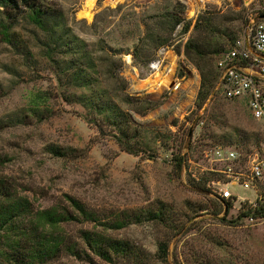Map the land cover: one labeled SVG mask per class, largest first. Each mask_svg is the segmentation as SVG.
<instances>
[{"label":"rangeland","instance_id":"rangeland-1","mask_svg":"<svg viewBox=\"0 0 264 264\" xmlns=\"http://www.w3.org/2000/svg\"><path fill=\"white\" fill-rule=\"evenodd\" d=\"M40 1L60 9L65 26L86 48H103L95 55L112 52L119 59L117 74L125 81V93L151 102L147 110V103L135 104L142 111L127 104L121 107L132 121L149 127L140 129V140L152 157L120 150L111 138L85 122L81 106L62 99V94L81 90L59 80L36 45L35 29L20 21L15 29L30 56L23 58V53L0 40V160L7 159L0 163V175L11 182L16 194L25 196L34 208L65 205L63 195L67 194L102 217L121 210H161L160 223H130L108 232L143 249L153 258L152 264H264V224L237 219L232 202L225 208L213 192L216 184H210L223 177L210 169L209 155L204 156L218 145L237 150L243 160L253 152L262 153L264 122L251 118L242 99H224L213 92L215 81L197 107L200 77L182 53L185 40L199 34L192 30L198 15L210 17L218 27L213 29H221L211 33L209 49L227 47L231 35L241 37L252 20L264 14V0L201 4L195 0H121L113 5L109 0H95L90 19L78 15L87 0ZM192 7L194 12L189 15ZM167 11L190 20L187 30L181 33L182 21L168 43L149 54L150 61L134 59L132 48L143 35L148 17ZM41 36L36 31V37ZM218 55L210 53L207 58L213 73ZM171 62L172 80L165 88L151 91L144 86L154 71L166 72ZM225 133L243 139L226 143L223 137H215ZM47 144L66 149V155L47 153ZM172 154L183 159L180 171L170 160ZM199 178L206 179L208 192L194 188ZM90 226L72 222L62 229L72 236L79 227ZM158 241L166 242L161 262L154 260ZM49 264L86 263L61 255Z\"/></svg>","mask_w":264,"mask_h":264},{"label":"trees","instance_id":"trees-1","mask_svg":"<svg viewBox=\"0 0 264 264\" xmlns=\"http://www.w3.org/2000/svg\"><path fill=\"white\" fill-rule=\"evenodd\" d=\"M148 19L143 35L132 48L133 58L144 63L150 61L149 54L168 43L177 25L183 21L181 33H184L191 23L174 11L149 16ZM210 19L203 14L198 15L192 30L199 31V34L188 37L182 45L184 57L194 65L200 77L196 92L197 107L212 91V81L217 79V72H211L206 65L208 55L224 52L234 40L231 35L227 47L216 46L210 50L208 41L211 33L221 30L213 29L218 27ZM20 21L35 29L33 38L36 45L55 69L59 80L64 79L65 85L81 90L62 94V99L66 103L81 106L85 122L93 125L100 135L111 138L120 150L132 155L145 153L146 145L140 140V129L149 127L132 121L121 104L142 111L135 104L147 103L144 108L147 110L151 102L146 98H133L123 91L125 81L117 74L119 59L112 52L95 55V51H102L100 46L86 48V44L65 26L60 9L55 6L43 4L40 0H0V40L23 53V58L30 54L24 39L18 36L15 29ZM36 31L41 32L40 38L36 37ZM215 137H223L226 143L243 139L228 133ZM44 150L57 157L66 155V149L54 144L45 145ZM145 154L152 157L150 153ZM5 160L1 159L0 163ZM170 160L175 169L180 171L182 157L172 154ZM205 180H196L194 188L202 193L208 192L204 186ZM63 197L65 205L34 208L25 196L16 194L6 177L0 175V264H49L61 255L71 256L86 264H99L94 257L104 264H118L119 261L124 264H150L151 259L152 264L153 258H149L143 249L126 239L113 237L108 232L130 223H160L163 221L161 210H121L102 217L76 198L67 194ZM219 200L225 208L230 207L231 201ZM224 211L226 214L227 209ZM249 213V208L240 209L236 218L241 220ZM72 222L90 223L91 226L79 227L76 234L70 236L63 231L62 225ZM165 254L166 242L158 241L154 260L164 261Z\"/></svg>","mask_w":264,"mask_h":264},{"label":"built area","instance_id":"built-area-1","mask_svg":"<svg viewBox=\"0 0 264 264\" xmlns=\"http://www.w3.org/2000/svg\"><path fill=\"white\" fill-rule=\"evenodd\" d=\"M215 66L213 92L224 99H242L251 118L264 122V15L252 20L245 34L218 55ZM204 156L210 169L223 177V181H210L216 184L217 198L231 201L237 212L249 208L243 220L264 224V151L243 160L237 150L218 145Z\"/></svg>","mask_w":264,"mask_h":264},{"label":"bare ground","instance_id":"bare-ground-1","mask_svg":"<svg viewBox=\"0 0 264 264\" xmlns=\"http://www.w3.org/2000/svg\"><path fill=\"white\" fill-rule=\"evenodd\" d=\"M94 1L95 0H87L84 4L83 9L78 13V15L83 17V18L90 19L91 15H92V11H93L94 6H95ZM119 1H121V0H109L108 2L111 5H113ZM195 1L201 4V3H204L205 1H209V0H195ZM194 9L195 8L192 7V9L189 11V15L193 14ZM171 58H172V60L174 59V57H171ZM173 67H174V62H171L170 66L168 67L166 72L154 71L151 74V77H149L148 79H146L144 81V86L146 88L150 89L151 91H160L162 88H165L168 85L169 81L172 80L171 76L173 73Z\"/></svg>","mask_w":264,"mask_h":264}]
</instances>
